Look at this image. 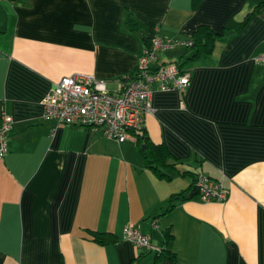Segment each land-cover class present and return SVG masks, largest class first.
Returning <instances> with one entry per match:
<instances>
[{
	"label": "crops",
	"instance_id": "0c3cea01",
	"mask_svg": "<svg viewBox=\"0 0 264 264\" xmlns=\"http://www.w3.org/2000/svg\"><path fill=\"white\" fill-rule=\"evenodd\" d=\"M261 2L0 0V126L13 119L0 161V264H153L154 253L122 241L127 226L175 255L156 264H264V64L253 61L264 54V13L236 31ZM199 26L228 30L211 55L184 64L182 92L152 86L155 113L127 141L42 119L63 77L91 75L115 92L151 38L187 41ZM190 56L176 46L151 66ZM142 133L188 176L146 167ZM198 173L221 180L224 203L198 200Z\"/></svg>",
	"mask_w": 264,
	"mask_h": 264
},
{
	"label": "built area",
	"instance_id": "2783aa9c",
	"mask_svg": "<svg viewBox=\"0 0 264 264\" xmlns=\"http://www.w3.org/2000/svg\"><path fill=\"white\" fill-rule=\"evenodd\" d=\"M192 40L172 41L157 35L150 45L138 55L131 76L119 83L115 92L107 89V82L91 75H70L54 83L42 100V119L56 125L80 126L100 130L103 137L123 143L130 135L141 131L145 118L153 116L152 86L162 92H182L189 86L190 74L180 72L175 63L156 65V54L172 50L176 46L189 48ZM255 63L264 64V54L256 56ZM180 108H184L183 102ZM13 123L12 117L2 116L0 126V161L8 153L7 134ZM196 197L202 203H224L227 189L220 179L203 173L196 174L194 180ZM152 227H156L153 223ZM122 241L131 243L144 252L160 253L161 248L150 242V237L133 227H124Z\"/></svg>",
	"mask_w": 264,
	"mask_h": 264
},
{
	"label": "trees",
	"instance_id": "16d2710c",
	"mask_svg": "<svg viewBox=\"0 0 264 264\" xmlns=\"http://www.w3.org/2000/svg\"><path fill=\"white\" fill-rule=\"evenodd\" d=\"M195 6H196V2H194V4H193V7H195ZM263 10H264V2H261L251 12H249L244 17V19L240 22V24L236 28V31L237 32L243 31L245 29L246 25L248 24V22L251 20V18L256 17V16H261L263 14ZM127 24L129 25L130 31H136L137 30V25L132 18H129V17L127 18ZM226 30H228V28H223L220 31L215 32L207 26H199L197 28V30L192 35V38H191L192 45L189 48H186L188 50V52L191 53V56L182 65L175 63L177 65L179 71L185 72L184 70H182V67L184 66V64H186L188 62L196 61L197 59H199L201 57H206V56L211 55L214 52L218 41L223 36L224 31H226ZM150 42H151V39L149 41L148 46L150 45ZM157 53H159V52H157ZM156 57H157V54H156ZM156 62H157V59H156ZM167 64H169V63H167ZM156 65H165V64H158L157 63ZM135 66H136V64H135ZM150 67L155 68L156 66L152 67L150 65ZM186 72H188V71H186ZM131 75H132V73L127 75V76H124V77H128ZM124 77L120 79V82L122 80L126 79ZM142 131L143 130L139 131L138 133H140ZM138 137L141 140V143H142V139H144L143 140L144 145L139 143V139H138L137 143L139 145H141V146H139L140 154H141L143 161L145 162V166L150 168L151 170H153L154 173L157 175V177L162 178V179H166V180H170L169 176L164 171H162V169H160V168H164V169L169 170L171 172L174 171L183 177L188 176V174H189L188 172L178 170L175 168V166L173 164L168 163L169 158H170V154L168 153L166 148L163 146V144H161V145L151 144L147 140V138L144 137V133L138 134ZM145 152H146V154H145ZM195 177H196V174L193 176V183H194ZM193 186H194V184H193ZM180 197H181V195H179L176 198H180ZM164 237H165L166 242L171 240V235L169 234V232H166ZM92 239H93V241L100 243V244L110 243L109 235L104 234V233H101V234L100 233H92ZM163 260H169L171 262H174L175 261V255H173L172 253H169L166 249L161 248L160 253L155 254L153 264H156V263L163 261ZM135 262L136 261H133L130 264H134Z\"/></svg>",
	"mask_w": 264,
	"mask_h": 264
},
{
	"label": "water",
	"instance_id": "95a60500",
	"mask_svg": "<svg viewBox=\"0 0 264 264\" xmlns=\"http://www.w3.org/2000/svg\"><path fill=\"white\" fill-rule=\"evenodd\" d=\"M263 13H264V10H263ZM196 193V192H195Z\"/></svg>",
	"mask_w": 264,
	"mask_h": 264
}]
</instances>
